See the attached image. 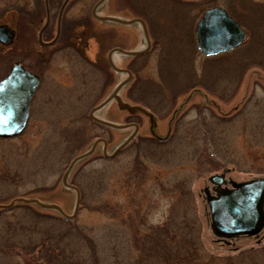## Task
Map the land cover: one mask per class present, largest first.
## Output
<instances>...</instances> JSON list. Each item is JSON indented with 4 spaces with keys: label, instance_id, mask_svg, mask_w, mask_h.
Segmentation results:
<instances>
[{
    "label": "rangeland",
    "instance_id": "374dc122",
    "mask_svg": "<svg viewBox=\"0 0 264 264\" xmlns=\"http://www.w3.org/2000/svg\"><path fill=\"white\" fill-rule=\"evenodd\" d=\"M9 1L0 0V23L15 27L16 14L8 9L3 10ZM96 1L78 0L65 10L64 16L78 26L83 23L73 33L72 41L76 42L77 48L84 49L83 55L90 62L103 68L105 74H110L104 62L107 50L119 45L126 53H133L129 49L134 45L130 41L134 37V28L94 19L90 11ZM141 1L131 0L132 6L136 5L134 9L128 0H104L95 13L122 19L141 18L157 24L155 28L159 31L155 29L154 35L158 42L157 50L163 42L165 52L160 56L159 52L153 53L147 62L138 60L136 77L152 79L162 86L166 107L155 106L159 113H155L158 118L152 121L144 117V111L137 109L130 113L126 108L119 110L112 104L96 113L103 121L115 126L137 122L138 135L130 147L112 159L103 158L98 148L75 166L69 182L79 191L77 209H74L75 192L61 185L72 157L87 149L95 136H102L107 143L106 150L111 152L133 131L132 128L102 130L89 126L92 124L87 121V132L81 139L80 135L85 130L82 123L88 110L109 93L108 84L99 90L103 77L98 80L95 95L90 94L89 99L83 101L84 105L72 104L76 100L73 93L72 103L66 100V92H54L52 96L38 93L37 106L30 107L25 132L19 137L0 140V205L8 204L14 198H35L43 204L59 206L68 216L75 214L73 218L65 220L55 211L29 206L33 212L52 219H47L44 226L50 228V237L54 239L56 249L50 250L47 260L43 251L38 254L37 250L34 259L27 258L32 259V263L27 264H167L161 257L158 258L157 253L159 250L160 253L167 252L165 235H176L178 228L185 235L183 242H179V248L182 253L187 251L191 254L188 255L189 262L240 264L244 256L247 258L245 264H264V251L258 249L264 245V229L258 240L239 239L228 244L217 241L209 229L204 198V189L211 192L209 177L212 175L224 172L226 182L234 183L264 177V23L251 25L250 22L259 17L252 13L253 7L264 9V0H250V12L245 0H216L217 6L227 9L244 25L245 28H242L248 39L245 49L239 51L242 54L235 51L214 62L203 59L197 52L192 54L193 48L190 43H185V37L184 42L180 41L181 35H187L189 31L182 24L192 19L193 12L170 11L165 0ZM59 3L54 5L59 6ZM40 6L37 23L43 25V0H40ZM55 6L49 11L50 22L52 14H57ZM195 17L192 29L198 15ZM27 34L30 39L34 37L33 30ZM76 34H83L86 39ZM170 45L172 49L168 47ZM0 48L1 78L17 54H7L13 50L11 46L6 48L8 51ZM49 52L46 57H49ZM64 54L55 53L41 69L47 86L50 85V75L61 84L69 85ZM114 56L118 57L115 59L112 56L118 66L129 63L119 61L121 57L117 53ZM29 61L28 58L26 62ZM72 70H80V67L73 62ZM111 76L116 82L121 79L116 75ZM198 81L201 84H197ZM193 86L199 88V94L193 95ZM151 88L156 90L155 86ZM134 95L146 103L145 91ZM48 96H51V105L57 103L58 106H46L44 100ZM126 99L129 105L135 103L128 97ZM181 103H185V106L178 117L193 108L192 105L200 112L193 109L186 113L183 120L177 123L172 140L160 145L142 143L150 135L163 137L166 134L168 126L173 124L169 117ZM144 173H147L145 178ZM20 204L13 206L16 210L0 209V245L10 244L6 240L4 218L16 214H23L25 220L28 217V213L20 209ZM136 212L139 214L137 217ZM155 231L161 235L156 238L157 245L150 242ZM17 240H20L17 247H23L26 241L28 243L26 237L18 236ZM10 246L13 247L12 244ZM153 246L158 248L154 249ZM256 249L258 251L253 252ZM235 250L253 253L247 252L236 259ZM228 256H232L230 260ZM24 261V257L11 260L10 256L0 251V264H25ZM38 261L40 263H34Z\"/></svg>",
    "mask_w": 264,
    "mask_h": 264
},
{
    "label": "flooded vegetation",
    "instance_id": "af4514ba",
    "mask_svg": "<svg viewBox=\"0 0 264 264\" xmlns=\"http://www.w3.org/2000/svg\"><path fill=\"white\" fill-rule=\"evenodd\" d=\"M43 1H44V9H45V17H44L43 25L37 23L38 15H39L40 10H41L40 0H15V1L11 0V1H9V5L4 6L3 10L8 9V10H11L12 12H14L16 14L17 20L15 23V27L10 26L9 23H0V26H5V27H7V29L12 31V35H13L12 42L10 44L4 45L0 42V47H3V49H5L4 51H8V50H6V48L11 46V47H13V50L11 49L10 50L11 52L7 53V54H12L14 52H16V54H17L16 58L14 60H11L9 66H8V71L6 73H4V75L0 78V82L9 77L13 67H15V66L20 67L22 69V71L27 72L29 75L34 77L36 80L35 86H34V91H33V94L30 98L29 105H28L29 106V116L27 119V123H26L23 131L18 135V137L21 136L26 130V127L28 125V121L30 118V107L31 106H37L36 105V99H37L38 93H40V92L48 93L49 95L52 96V94L54 92H56L55 94L61 93V92L62 93L66 92V95H67L66 100L68 101V103H72L71 93H73V94H76V100L74 101L75 103H72V104L84 105L85 103H83V101L86 102L89 99L88 97L90 96V94L94 93V95H95V93L97 92L98 86H99L98 80H99V78H102V77H103V81H102V84H101L99 90L104 89L106 84H108V86L110 87L109 93H108L107 97H104L102 100H100V102H98L95 106L91 107L88 110V113L84 117V122L82 123L85 130H84V134L80 135L81 139L84 138V135L87 132V130H86L87 121L90 124H92L89 126L99 127L102 130L103 129L105 130L107 128V127L103 126L102 124L98 123L97 120L91 118L89 112L94 107L99 106L102 102H104L106 100V98H108L113 93L114 89L117 86H119L120 84H122V82H125V83L122 85V87L116 93V95L118 96L119 99L117 100V99L113 98L105 106L112 104L113 106H116L117 108H119L118 106L120 105V103L129 105V103L125 101V99L127 97L129 99H132L133 102H135L134 104H132V105L130 104L129 106H143L142 104L137 103V99H138L137 96L138 95L135 96L134 93L145 91V97H146L145 108H146V111H148L149 115L146 114L145 116L144 115L143 116L145 118H147L148 121H149V119H153V120L157 119L158 117L155 115V113H159V111H158L157 107H155V106L166 107V106H164L165 94L163 92L162 86H160L156 82H153L152 79L143 80V79H140V77H136L137 76L136 70H137V61L138 60H140V61L143 60V62H147L148 58L150 56H153L152 55L153 53L159 52L158 56H160V54L165 52L166 47H165V45H163V42H162L161 48L159 50H157L158 42L154 38V35H156L155 29H157V28H155V25H157V24L156 23H148V21H144L141 18H135V17L132 19H122L120 17H110V18L117 19L119 21H123L124 23H122V22H107L109 24H112V25L121 24V25H126V26L134 28L133 40L132 39L130 40V35H128V39L134 45H133L132 49H129L130 52H133V53H126L125 51L122 50L123 46L120 47L119 45L112 46L111 48H109L106 52L104 62H106L105 64H107V67L110 71V74H105V71L103 70V68L100 69V67L95 66L93 62H90L86 58V56L83 55L84 49L81 50V49L77 48L78 45L76 44V42L72 41L73 33L78 28L82 27L83 23H81V26H78L79 24L77 25L76 23L74 24V23H72V21L67 20L65 18L64 14H65V10L67 11L72 5L76 4L78 0H73V1L72 0H62V1L61 0H51L52 6H55L57 4V2L58 3L60 2L59 6L58 5L55 6V8H57V14L56 13L52 14L53 15L52 22H50V14L51 13L49 12L50 9H52V6L49 5V0H43ZM99 1L100 0L96 1V3L93 5V7H91L90 14L92 17H93L94 8L96 7V5ZM142 1L140 3H142ZM128 2L132 6L131 0H128ZM169 2L172 4V6ZM164 3L170 11L176 10V11H179L177 13H180L181 11H182V13H184V10H186V11L188 10L189 12L190 11L193 12L194 16L192 17V19L189 22L182 24V27H185V29L187 27V29H189V31H188L187 35H184V36H183V34L181 35L180 41L184 42V37H185V43L186 42L190 43L192 48H193V51L191 49V53L194 54L197 52L199 55H201V53L197 49V37H196V32H195L196 26H197L198 22L200 21L202 15L207 10L218 7L216 5V0H165ZM102 4L103 3L101 2L97 6V8L100 7ZM150 4L153 5V3H150ZM132 7L134 9H136V5H133ZM97 8H95V11ZM143 8H145V7L143 6ZM153 8H149V9H153ZM219 8H222V7H219ZM171 9H173V10H171ZM222 9H224L227 12V14L229 16H231L227 9H225V8H222ZM95 11H94V13H95ZM151 12L153 13L154 11L151 10ZM196 15H198L197 22L195 23V25L192 29V26H193L194 22L196 21V17H195ZM126 22H128V23H126ZM32 30L34 31V37L30 39V38H28L27 33L31 32ZM164 30H165V28H164ZM26 35H27V37H26ZM76 35L77 36L81 35L82 39H86L85 36H83V34H76ZM190 37H191V41H190ZM76 39H79V38L76 37ZM245 43L246 42H244V44ZM244 44L237 47V49L242 47ZM168 47H171V45ZM168 47H167L166 52L168 51ZM171 49H172V47H171ZM48 50H50L49 57H46ZM235 50L236 49H234L230 52H226V53L217 55V56H213L212 58H207V59H210L212 61H219V60L226 58L228 54H230L231 52H234ZM1 51L2 50L0 48V52ZM42 51H46V53L42 52ZM119 51L124 52L125 54L120 53ZM57 52H65L63 57L65 58V63H66L68 68L65 67L66 69L65 68L64 69L66 70L65 74H66L67 81L69 82V85L68 84H61L60 82L57 81L56 77L50 75V85L47 86L46 82H45V77L43 76L41 69H43L45 67V64L47 63V61L49 59H52L54 54ZM116 53L118 54L119 57H121V58H119L120 59L119 61H123V62L128 61L129 63H127L126 65L124 64V66L123 65L118 66L117 65L118 63L115 64V59L118 58V57L114 56ZM112 56L115 57V59H113ZM28 58L30 59V61L26 62ZM73 62L78 67H80V70L73 72V70H72ZM60 68H61V66L58 69H60ZM55 73H57V72H55ZM55 73H53V74H55ZM111 75H116V76L120 77L121 79L118 82H116V80ZM197 78H200V77H197ZM74 79L76 81L73 84ZM22 81L23 80H21V77L17 78L18 87H20V83ZM197 84H198V82H197ZM152 86L156 87L155 91L151 88ZM192 92H193V95L195 93L199 94V88H196L195 86H193ZM122 94H124V95L122 96ZM127 94H128V96H127ZM51 96H48L44 100L45 105L48 106L47 104H49V106H58L57 103H54L53 105H51V103H52ZM147 99L149 100L150 105L148 104ZM58 103H60V102H58ZM184 106H185V103L184 104L181 103L177 107L178 113H176L177 111L173 112L174 111V109H173V111H172L173 113H171V115L169 117V120H173V124H172V126H168V128L166 130V134L164 135V136H166L168 134L167 138H165L164 136L159 137V136H151L150 135L149 137L144 138L145 140H144V142L142 141V143H145V144L150 143V144H154V145L155 144L160 145V144H164V143L172 140L174 135H175V132H176L177 123L180 120H183L185 114L190 113V111L193 109H195V111L196 110L199 111V108H196V106L192 105L193 108L189 109L188 112H184L183 114H181L182 116L178 117L179 113L183 110ZM102 109H99V110H102ZM97 112L98 111L93 112L92 116L96 119L104 120V119H101L99 116L96 115ZM167 112L168 111H166L165 113H167ZM138 127L139 126H138L137 122H131L130 123L129 129L132 128V130H133L132 132H134L136 130V133L134 134V138L132 139L131 142L129 141L123 149L118 151L115 154V156L118 153H121L127 147H130L132 145V143L134 142V140L136 139V137L138 135ZM90 129H92V128H90ZM95 142H97V143H95ZM94 143H95V145H94ZM93 145H94V148H93ZM92 148H93V150L91 151V153L88 156H86L80 160H77L72 165V167L70 168V170L67 174V177H66L67 187L75 188L73 186V184L69 182V176L72 173V170L75 168V166L79 162H81L84 159L91 156L96 151V149L100 148L101 155L103 158H106L105 156H110V154H113L115 152V149H113L111 152H108L106 150L107 149V143H106L105 139L102 136H100V137L95 136V139L87 147V149L82 151L80 154L73 156L72 159L70 160V162L74 158L79 157V156L89 152ZM115 156H113V157H115ZM146 174L147 173H144V178L146 177ZM147 176H149V174ZM140 179H141V177H140ZM224 179H225V177H224ZM228 183L229 182H226L224 186L225 187L228 186L229 185ZM61 185L65 186L62 183V181H61ZM226 188H230V185H229V187H226ZM75 189L77 190V188H75ZM209 191H211L210 193H213L212 195H214V188L213 187H211L209 189ZM24 200H37V199H35V198H24ZM79 202H80V199H79ZM20 205H26L28 207L29 206H38L37 204H35L33 202H29V203L23 202ZM40 210H42V209L40 208ZM138 215L139 214L136 212L135 216L137 217ZM263 229H264V226H263L261 232L255 237L240 236V237H235V238H231V239H224V238H218L215 235H213L212 233L211 234L213 235V237L217 241H223L225 244H228L229 242H231L233 240H239V239H255V240H258L259 237L261 239V237H262L261 233H262ZM258 249L263 252L264 251V245ZM258 249L253 250V252L258 251ZM234 252L236 253L234 257H236V259H238L242 256V254L245 255V253L249 252V250H245V251H236L235 250ZM253 252H249V253H253ZM231 257L232 256H228L227 259H229V258L231 259ZM232 259H234V258H232ZM246 259L247 258L243 256V260L240 264H245L244 260H246Z\"/></svg>",
    "mask_w": 264,
    "mask_h": 264
},
{
    "label": "water",
    "instance_id": "95a60500",
    "mask_svg": "<svg viewBox=\"0 0 264 264\" xmlns=\"http://www.w3.org/2000/svg\"><path fill=\"white\" fill-rule=\"evenodd\" d=\"M103 1L104 0H100L95 8ZM94 11L93 16L97 20L124 23L117 19L97 17ZM195 32L197 37V49L205 56H212L230 51L241 45L247 38L243 29L231 19L224 9L219 7L209 9L202 15L196 26ZM12 38V31L5 26H0V42L4 45L10 44ZM18 77H21V80L24 81L20 83V87L17 85ZM35 82L36 80L34 77L22 71V69L17 66L13 67L8 78L0 82V138H12L23 131L29 116L28 105L34 91ZM124 83L125 82H122V84L117 86L104 102L94 107L89 112L91 118L95 119L92 113L105 106L110 100L113 98L119 99L116 93ZM126 106L129 105L120 103L118 107L120 109L126 108L125 110L130 113H134L137 109L142 112L140 108ZM97 121L111 128L120 129L126 127L115 126L100 120ZM135 133L136 130L113 154L105 157L109 159L113 158V156L133 138ZM93 148L70 162L62 177V183L65 186H67L66 177L72 165L77 160L88 156ZM223 178L224 172L220 175H212L209 177V183L212 184L215 195H210L209 192L204 189L212 234L216 237L226 239L242 235H257L264 225V177L241 183L230 181V189L222 188V185L225 184ZM78 199L77 193L75 209L78 208ZM15 202H33L40 208L55 210L67 219H71L75 216V214L66 216L56 205H47L37 200H24L21 198L13 200L8 205H0V209H10Z\"/></svg>",
    "mask_w": 264,
    "mask_h": 264
},
{
    "label": "trees",
    "instance_id": "16d2710c",
    "mask_svg": "<svg viewBox=\"0 0 264 264\" xmlns=\"http://www.w3.org/2000/svg\"><path fill=\"white\" fill-rule=\"evenodd\" d=\"M245 2L247 5L246 7L250 12V8L252 9V3L250 2V0H245ZM253 9H254V12L252 11V13L258 14L259 17L255 20L251 19L252 20L250 21L251 25L264 23V19L262 18V16L264 15L263 7H257V8L253 7ZM232 18L234 17L232 16ZM235 21L238 24H240L243 28H245L244 25L240 21H237L236 19ZM246 44L247 42L242 47L236 49L235 51L239 52L240 50L245 49ZM239 53L242 54V52H239ZM205 60H209L210 62L212 61L210 59H205ZM198 83L201 84L200 81H198ZM141 95H144V94H141ZM137 101L143 106H146V103L142 99L140 100L137 99ZM19 207H21L20 209L28 213V217H26V220H25L23 214L22 215L16 214L15 216L4 218L3 223L4 225L6 224L7 226L6 227L7 229L6 240L10 242V244L4 243L3 245H0V251L5 255L10 256L11 260L22 259V257H24V260H25L24 262H26L25 264H27V263H32V259H34L33 256L38 250V254H40L43 251L42 253L47 260L49 257V252L56 249L53 246L54 239L50 237V228H47L44 226L46 225L45 221L50 218L45 217V215H39L35 213V211L33 212L30 209V207L26 205H21ZM16 209L17 208L14 207L11 210H16ZM167 234L165 235V237L167 238L166 247L168 248V250L166 253H162V252L160 253V250H159L157 253L158 258L161 257L162 260L167 262V264H188V262L190 261L188 259V255H191V254L190 253L188 254L187 251H185V253H182L181 251L182 249L179 248V242L181 244L185 237L182 229L178 228V233L176 235L172 234L173 236L167 237ZM18 236L26 237L28 240V243L26 241V244H24L23 247L22 246L17 247L18 245L20 246V240H17ZM58 236L60 239L62 238L61 234ZM159 236L161 235L158 232L156 231L153 232V236L151 235L152 238L150 240L151 244H153L152 242H154V244L157 245L156 238ZM176 239H177V243L175 242ZM11 244L13 245V247L12 246L8 247ZM16 247L18 249H16ZM155 248H158V247L155 246L154 249ZM30 257H32V259L27 260V258H30ZM34 263H40V261L34 262ZM189 264H194V263L189 262Z\"/></svg>",
    "mask_w": 264,
    "mask_h": 264
}]
</instances>
